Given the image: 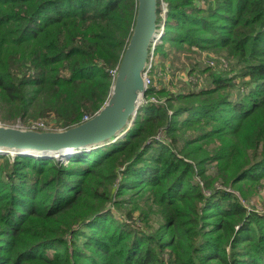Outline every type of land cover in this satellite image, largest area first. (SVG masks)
Returning a JSON list of instances; mask_svg holds the SVG:
<instances>
[{"label":"trees","instance_id":"obj_1","mask_svg":"<svg viewBox=\"0 0 264 264\" xmlns=\"http://www.w3.org/2000/svg\"><path fill=\"white\" fill-rule=\"evenodd\" d=\"M135 8L0 0L7 117L91 118ZM156 22L153 54L197 49L227 65L171 90L151 61L162 85L124 137L66 161L0 154V264H264V210L250 206L264 191V0H157Z\"/></svg>","mask_w":264,"mask_h":264},{"label":"water","instance_id":"obj_2","mask_svg":"<svg viewBox=\"0 0 264 264\" xmlns=\"http://www.w3.org/2000/svg\"><path fill=\"white\" fill-rule=\"evenodd\" d=\"M131 32L112 78L106 101L88 120L58 131L21 129L0 124V154L66 161L83 150L125 136L144 103L143 74L149 55L163 35L157 27V0H135ZM166 18V10L164 12Z\"/></svg>","mask_w":264,"mask_h":264},{"label":"rangeland","instance_id":"obj_3","mask_svg":"<svg viewBox=\"0 0 264 264\" xmlns=\"http://www.w3.org/2000/svg\"><path fill=\"white\" fill-rule=\"evenodd\" d=\"M166 9L162 10V15L164 17V12ZM160 26L158 28L159 32L161 31ZM155 47V46H154ZM154 47L152 50V54L154 51ZM213 56V57H211ZM152 61L156 65L157 72L160 71L161 73V83L163 85H166L165 87L175 89L176 85L181 84L183 82L179 83V79H183L185 82L192 81V83H195L201 87V85H204L206 82L205 75L201 74L199 77H196L198 75V70L203 69L208 66H226L227 61L225 57L223 56H215L211 52L197 50V49H191V50H183L179 54L172 55V60L170 58L164 59L161 55L153 54L152 55ZM165 72V74H164ZM159 74V73H158ZM163 75H167V80L162 81ZM160 76V75H159ZM155 79L158 77L154 75ZM156 85L160 86L162 85L159 80H156ZM205 82V83H204ZM177 83V84H176ZM156 102H161V99H158L155 97ZM2 105V103H1ZM44 121L46 125H44V129L41 128H35L34 130L39 131H58L62 130V128L59 125H56L51 117L44 118ZM0 124L5 126H13V125H19L21 129H33L32 125H36V122H31V120H20L18 117H7V112L4 107H0ZM252 204H250L251 207L257 208L258 210H264V191L261 192V194L258 195V197L254 198L252 201Z\"/></svg>","mask_w":264,"mask_h":264},{"label":"built area","instance_id":"obj_4","mask_svg":"<svg viewBox=\"0 0 264 264\" xmlns=\"http://www.w3.org/2000/svg\"><path fill=\"white\" fill-rule=\"evenodd\" d=\"M166 9L165 6H163V10ZM153 50V49H152ZM151 61H152V51L150 52V55H149V63L144 71V74H143V79H144V84L145 86L147 87V91L151 88H154L156 90L159 89V86L156 85V83L154 82L153 80V76L151 73L152 72V64H151ZM117 68V67H116ZM116 70V69H115ZM115 70H113L111 72L112 74V77L115 73ZM165 74V72H164ZM158 75H161V73H159ZM167 80V75H163V81ZM146 95V94H145ZM150 100L153 101V102H156V99H155V94H152L151 97H150ZM146 102L145 100V97H144V103ZM85 121L88 120L86 117L83 118ZM32 128L35 129V128H41V129H44V124L41 123V122H36V125H32Z\"/></svg>","mask_w":264,"mask_h":264},{"label":"bare ground","instance_id":"obj_5","mask_svg":"<svg viewBox=\"0 0 264 264\" xmlns=\"http://www.w3.org/2000/svg\"><path fill=\"white\" fill-rule=\"evenodd\" d=\"M127 134V133H126Z\"/></svg>","mask_w":264,"mask_h":264}]
</instances>
